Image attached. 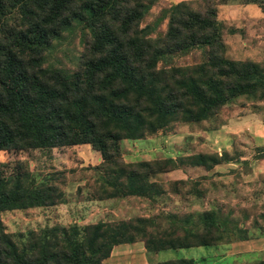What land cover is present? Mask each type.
Masks as SVG:
<instances>
[{
	"label": "trees",
	"instance_id": "obj_1",
	"mask_svg": "<svg viewBox=\"0 0 264 264\" xmlns=\"http://www.w3.org/2000/svg\"><path fill=\"white\" fill-rule=\"evenodd\" d=\"M156 1L0 0V149L89 143L102 158L94 165L100 179L92 191L96 199H152L167 190L157 174L240 159L243 154L227 149L123 159L122 138L154 136L176 121L210 119L240 96L252 104L264 101V60L229 56L217 16L219 3L253 2L264 11V0H174L143 23ZM14 13L18 25L10 22ZM75 29L84 45L78 68L44 65L53 41ZM193 47L203 50L201 60L172 63L175 53ZM257 149L263 156L264 145ZM5 166L0 162V212L63 201V188L49 176L38 179L20 160ZM180 182L186 179L168 180L175 192ZM247 219V210L238 215L219 206L16 232L6 231L0 219V264H101L114 244L137 239L149 250L212 245L245 237V226L264 228L257 221L244 224ZM161 264L198 263L181 257Z\"/></svg>",
	"mask_w": 264,
	"mask_h": 264
},
{
	"label": "rangeland",
	"instance_id": "obj_2",
	"mask_svg": "<svg viewBox=\"0 0 264 264\" xmlns=\"http://www.w3.org/2000/svg\"><path fill=\"white\" fill-rule=\"evenodd\" d=\"M172 1L174 0H157L143 23L152 20L162 7ZM14 14L10 22L18 25L21 18L17 13ZM217 16L225 25L223 37L229 56L264 60V11L257 3H219ZM228 27H236L238 31L229 32ZM161 28H165V22ZM82 40L83 34L79 29L54 40L52 46L45 51L44 65L53 64L69 71L76 70L84 50ZM203 57V50L193 47L185 53H175L172 63H192ZM260 126L264 129V101L252 104L249 99L240 96L225 104L210 119L198 122L176 121L168 129L169 132L159 130L154 136L122 138L120 149L125 161L163 156L160 150L155 151L154 148L165 141L174 144V157L198 151L220 152L223 149L233 155L241 153L245 156L236 160L241 162L236 166L223 162L218 167L207 170L201 166L184 165L182 168L157 174L156 179L166 182L167 190L152 199L137 195L93 198L92 191L100 182L96 172L98 169L94 165L102 158L89 143L54 146L50 149H0V162L7 163L5 169L11 168L20 160L36 173L38 179L49 176L50 182L58 184L64 190V199L61 202L48 206L4 210L0 212V219L6 231L16 232L38 229L44 225H66L74 221L83 223L99 219H128L139 215L185 213L219 206L234 208L238 215L242 210H247L248 219L244 224L250 225L257 221L262 225L264 217L260 213L264 212V177H251L249 165V161L256 159L253 163L256 169L264 166V155L261 156L263 151L257 149V146L264 145V141L256 135ZM223 128H226L225 131ZM171 133H174L171 138L165 137ZM155 136H158L156 142L135 141ZM176 178L186 179L184 183H177L178 192L173 191L175 184L168 183V180ZM189 179L198 180V184H190ZM232 261L234 262L233 258L228 256L219 263L229 264Z\"/></svg>",
	"mask_w": 264,
	"mask_h": 264
},
{
	"label": "crops",
	"instance_id": "obj_3",
	"mask_svg": "<svg viewBox=\"0 0 264 264\" xmlns=\"http://www.w3.org/2000/svg\"><path fill=\"white\" fill-rule=\"evenodd\" d=\"M223 129L225 131L226 128ZM173 134L174 133L166 136L163 135L162 137L163 139H165L164 136L171 138ZM256 135L261 139V141H264V129L262 127L258 130V134ZM157 139L158 136H155L146 139H136L135 141L138 143L147 140L156 142ZM154 149L155 151L160 150L163 155L172 156L173 151L175 150L174 144H168L167 141L161 145L159 144ZM151 157L152 156L144 158ZM244 157V155H241L240 159H243ZM254 161H256V159L249 161V165L251 166V177H258L260 175L264 177V166L256 169L253 164ZM225 163L236 166L238 165L237 163L241 162H236L235 160ZM220 164L222 163H218L214 167H218ZM245 228L247 229L245 237L233 238L230 241H223L212 245L149 250L140 239L123 241L113 245L109 255L102 260L101 264H161L163 261L181 257L193 258L194 262L198 264H220L219 262L228 256H231L234 260V262L232 261V263L229 264L252 262L264 259L263 226H245Z\"/></svg>",
	"mask_w": 264,
	"mask_h": 264
}]
</instances>
